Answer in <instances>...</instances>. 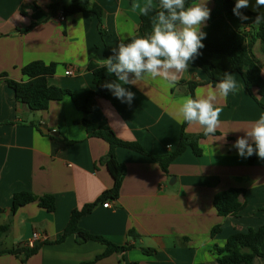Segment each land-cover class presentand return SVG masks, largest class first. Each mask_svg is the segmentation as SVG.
Here are the masks:
<instances>
[{"label":"crops","instance_id":"obj_1","mask_svg":"<svg viewBox=\"0 0 264 264\" xmlns=\"http://www.w3.org/2000/svg\"><path fill=\"white\" fill-rule=\"evenodd\" d=\"M72 1L0 0V227H8L1 248L40 247L26 260L2 254L0 264H219L214 245L224 246L231 235L264 225V159L256 156L251 162V156L242 158L233 147L264 115V97L256 89L249 92L241 75L231 73L240 87L227 98L218 97L216 106L222 111L216 133L206 136L198 124L183 128L179 114L183 101L188 96L195 98L197 91L206 94L215 87L192 61L175 86L160 77L145 78L136 85H124L135 93L131 105L110 92L108 98L96 97L93 110L86 113L82 109L89 94L98 92L89 65L96 57L113 55L122 40L136 34L141 15L132 5L147 0H89L90 8L97 5L103 11L102 28L90 11L59 23L63 8ZM254 2L250 0L244 10L258 14L251 8ZM207 7L212 13L213 0H207ZM208 20L201 28L206 34L203 42L224 43L245 28L238 17ZM246 46L264 78L260 42L249 40ZM34 62L54 64L56 71L48 85L72 95L51 102L44 111H31L18 103L8 81L26 82L22 70ZM68 70L73 75H66ZM114 80L115 75L106 69L104 82ZM190 84L198 85L193 95ZM84 119L108 127L122 142L138 143L155 157L176 150L182 130L191 136L205 135L198 141L201 154L195 155L187 147L170 164L168 174L141 153L116 149L117 160L126 168L119 197L109 199L108 208L103 207L106 202L98 203L79 227L131 249L97 261L106 251L105 245L78 243L75 236L59 241L72 212L96 203L113 187L103 163L109 145L88 135ZM232 188L244 190L240 202L245 207L238 217L221 218L213 199ZM20 193L52 197L55 211L50 213L33 203L12 214L13 197ZM218 225L221 232L212 239V229ZM34 234L47 239L32 245ZM145 249L155 252L146 254ZM252 264H264V258L256 257Z\"/></svg>","mask_w":264,"mask_h":264},{"label":"trees","instance_id":"obj_2","mask_svg":"<svg viewBox=\"0 0 264 264\" xmlns=\"http://www.w3.org/2000/svg\"><path fill=\"white\" fill-rule=\"evenodd\" d=\"M198 1V0H196ZM215 7L210 14L208 20L212 23L220 17H237L233 13L235 2L233 0H213ZM193 3V0H186V6ZM89 0H74L68 6L63 8L65 17L74 16L84 12L94 13L99 20V27L103 24V11L97 6L93 5L90 8ZM156 11H159L158 0H154ZM244 15L249 19L242 20L245 28L242 31H237L233 36L224 43L203 42L204 47L200 49V55L193 60V63L201 69L208 77V84L215 86V84L224 78V73H238L241 75L244 84L249 92L256 89L258 96L264 97V78L260 66L255 60L251 51L246 44L259 41L261 48L264 51V23L261 25L254 24L257 14L242 10ZM155 12L150 13L149 16L154 15ZM239 18V17H238ZM249 29V30H247ZM151 32V23L149 17H140L139 28L134 36L127 39L125 43L132 39L143 36ZM101 34L104 32L101 30ZM89 71L94 76V85L98 92H91L88 96L87 102L83 107V111L89 113L95 106L96 97L108 98L110 91L103 88L105 83L106 68H97L95 64H90ZM56 71L54 64L46 65L42 62H34L25 66L22 70L23 75L27 77V81L17 83L8 81V86L14 91L15 99L18 103L26 105L31 111H44L48 109L51 102L62 101L66 95H72L70 91L54 88L48 85V78L53 76ZM197 84H190V90L193 95V90ZM260 104V103H259ZM262 106V104H260ZM264 107V106H263ZM83 125L89 136L104 140L109 145L107 156L103 159L110 176L113 179V187L110 191L104 192L99 200L90 205L84 206L80 210H74L71 214L70 221L64 230L62 238L75 236L78 243L98 242L106 246V251L95 261L109 257L113 254L125 253L131 249V246H117L105 238L90 234L79 227L82 218L90 214L98 203L107 202L109 199H117L119 197L122 182L126 176V168L121 164L117 158L115 151L117 148H124L131 151L141 153L153 161L157 162L162 170L168 174L170 164L180 155H182L187 147H191L195 155H200L201 150L198 146V141L201 136H191L182 130L180 144L176 150L163 157H155L149 155L138 143H128L120 141L114 132L105 126H98L84 119ZM187 123L183 122L184 128ZM257 155L253 154L250 161L252 162ZM244 195L242 189H229L227 191L217 194L213 199V207L217 215L221 218L228 216L238 217L240 212L244 209V204L240 202L241 196ZM37 203L39 207L46 209L48 212L55 211L54 200L50 196L37 197L30 193H20L13 197L11 212L15 214L21 207L29 204ZM8 232V227H0V255L11 253L20 256L22 260H26L39 251V246L33 248H20L11 250H2L1 241ZM221 232V226H215L211 232V238H215ZM135 237L134 235H131ZM264 244V225L257 230H249L247 233H236L231 235L224 246H213V255L219 264H252L256 257H263L262 245ZM146 254H152L155 250L145 249ZM82 263V264H93ZM136 264V263H133Z\"/></svg>","mask_w":264,"mask_h":264},{"label":"clouds","instance_id":"obj_3","mask_svg":"<svg viewBox=\"0 0 264 264\" xmlns=\"http://www.w3.org/2000/svg\"><path fill=\"white\" fill-rule=\"evenodd\" d=\"M250 6V0H236L233 13L241 20L249 19L243 9ZM159 11L153 0L146 3H133L132 10L139 9L142 16L149 17L151 32L132 39L130 42L118 44L113 55L107 58L96 57L93 63L97 68H106L108 74H114L116 80L105 82L102 87L122 103L131 105L135 93L124 85H136L145 78H162L172 87L178 83L181 73L189 69L190 63L200 55V49L206 34L202 26L210 18L211 10L207 0H193L186 6V0H158ZM257 12L254 24L264 23V0H255L251 4ZM154 15L149 16L150 13ZM239 84L232 74L224 73L214 88L206 94L197 91L195 98L188 96L179 108L182 122L188 125L198 124L204 129L206 136L216 133L220 125L222 109L216 106L218 97L227 98L230 92L239 90ZM233 147L238 155L247 158L253 154L264 159V115L245 130V135L238 137Z\"/></svg>","mask_w":264,"mask_h":264},{"label":"built area","instance_id":"obj_4","mask_svg":"<svg viewBox=\"0 0 264 264\" xmlns=\"http://www.w3.org/2000/svg\"><path fill=\"white\" fill-rule=\"evenodd\" d=\"M65 22V16L64 14H61L60 18H59V23H64ZM66 75H73V72L71 70H68L66 72ZM110 205V202H106V204L103 205L104 208H108ZM47 239V237H41L40 235L38 234H34L33 237L31 238V241L30 243L32 245H34L36 242H39V241H45Z\"/></svg>","mask_w":264,"mask_h":264},{"label":"water","instance_id":"obj_5","mask_svg":"<svg viewBox=\"0 0 264 264\" xmlns=\"http://www.w3.org/2000/svg\"><path fill=\"white\" fill-rule=\"evenodd\" d=\"M48 133H49L48 131L45 132V134H48ZM55 136L59 138V134L58 133L55 134ZM59 141H62V138L61 137L59 138Z\"/></svg>","mask_w":264,"mask_h":264}]
</instances>
